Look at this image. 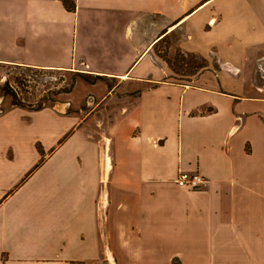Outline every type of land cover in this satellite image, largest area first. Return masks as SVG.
Masks as SVG:
<instances>
[{"label":"crops","instance_id":"crops-1","mask_svg":"<svg viewBox=\"0 0 264 264\" xmlns=\"http://www.w3.org/2000/svg\"><path fill=\"white\" fill-rule=\"evenodd\" d=\"M74 2L0 0L1 64L117 81L93 114L0 113V264H264V0ZM177 30L234 73L169 81Z\"/></svg>","mask_w":264,"mask_h":264},{"label":"rangeland","instance_id":"rangeland-1","mask_svg":"<svg viewBox=\"0 0 264 264\" xmlns=\"http://www.w3.org/2000/svg\"><path fill=\"white\" fill-rule=\"evenodd\" d=\"M180 31L177 30L174 35L167 36L154 47L157 64L167 69L169 81L199 85L207 83L208 77L214 79L223 70L234 73L232 67L219 62L215 55L207 59L196 54L198 57L192 59L189 55L193 53L183 51L177 44L178 39L181 38ZM202 58L206 61L204 62ZM189 64L200 66L194 69L190 68ZM78 72L80 71L0 63V113L12 108V96L6 92L9 90L15 92L18 99L29 109L46 105L69 113L77 111L82 115L95 113L101 107L97 105L101 96L108 92V88L117 84V81L107 77L97 78L95 75L81 76ZM250 72L253 73L254 81L263 85L264 58L257 60ZM203 74L205 78L201 81L199 79ZM92 81L94 83H91ZM89 124L94 125L95 120Z\"/></svg>","mask_w":264,"mask_h":264},{"label":"trees","instance_id":"trees-1","mask_svg":"<svg viewBox=\"0 0 264 264\" xmlns=\"http://www.w3.org/2000/svg\"><path fill=\"white\" fill-rule=\"evenodd\" d=\"M63 4L65 5V7L69 10V11H74L75 8H76V5H75V2L74 0H62ZM190 57H192V59H195L197 58L198 56H196V54H190L189 55ZM202 60H204V62L206 61V59L202 58ZM191 62V61H190ZM194 62V61H193ZM190 65V64H189ZM200 65H197V64H192L190 65L189 67L190 68H194V69H197ZM205 66V65H203ZM202 66V67H203ZM79 75L81 76H86V75H93V74H90V73H83V72H78ZM95 77L97 78H102L103 76H100V75H95ZM85 79L88 80V78L85 77ZM91 83H94L93 81ZM9 95L12 96V106H17V107H26V105H24V103H22L19 99H18V96L15 92H13L12 90H9V91H6ZM44 106H41L39 105L38 107L34 108L36 110L38 109H41L43 108ZM27 108V107H26ZM176 260L177 259H174L173 260V264H177L176 263Z\"/></svg>","mask_w":264,"mask_h":264},{"label":"built area","instance_id":"built-area-1","mask_svg":"<svg viewBox=\"0 0 264 264\" xmlns=\"http://www.w3.org/2000/svg\"><path fill=\"white\" fill-rule=\"evenodd\" d=\"M206 182V178L200 173L180 172L176 179V183L179 186L190 187L192 189H200Z\"/></svg>","mask_w":264,"mask_h":264}]
</instances>
